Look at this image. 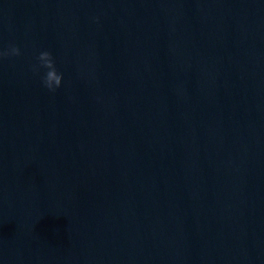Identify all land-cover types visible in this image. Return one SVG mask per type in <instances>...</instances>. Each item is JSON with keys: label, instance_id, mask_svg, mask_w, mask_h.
Segmentation results:
<instances>
[{"label": "water", "instance_id": "1", "mask_svg": "<svg viewBox=\"0 0 264 264\" xmlns=\"http://www.w3.org/2000/svg\"><path fill=\"white\" fill-rule=\"evenodd\" d=\"M0 264H264V0H0Z\"/></svg>", "mask_w": 264, "mask_h": 264}]
</instances>
